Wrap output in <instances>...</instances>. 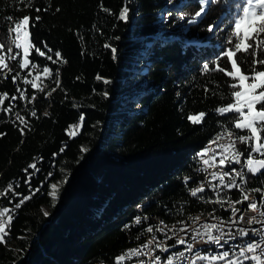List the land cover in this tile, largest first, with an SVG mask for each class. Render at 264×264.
Masks as SVG:
<instances>
[{
  "label": "trees",
  "instance_id": "1",
  "mask_svg": "<svg viewBox=\"0 0 264 264\" xmlns=\"http://www.w3.org/2000/svg\"><path fill=\"white\" fill-rule=\"evenodd\" d=\"M167 2L0 0V42L9 43L13 22L5 17L18 21L28 15L35 44L45 52L30 50L37 67L30 63L20 70L23 54L14 49L17 61L6 60L13 71H0V94L8 95L0 108L12 106L0 111V206L13 209L32 196L15 209L6 243L0 244V264H15L28 250L26 264H116L138 239L132 222L139 216L174 222L215 208L191 198L187 189L194 182L183 179L195 176L196 154L217 132L245 134L231 127L232 114L216 112L229 102L233 81L222 72H203L214 62L231 70L222 54L233 48L228 41L235 40L240 0L207 4L184 33L177 31ZM182 6L181 14L192 18L200 9L199 0ZM125 7L127 21L119 19ZM259 55L264 58V52ZM243 68L250 72L251 57ZM37 75L36 89L24 83ZM128 75L141 92L132 100L136 109L118 111ZM201 112V124L187 119ZM250 186L264 188V176H250Z\"/></svg>",
  "mask_w": 264,
  "mask_h": 264
},
{
  "label": "snow or ice",
  "instance_id": "2",
  "mask_svg": "<svg viewBox=\"0 0 264 264\" xmlns=\"http://www.w3.org/2000/svg\"><path fill=\"white\" fill-rule=\"evenodd\" d=\"M215 0H199L200 9L197 11L193 18L188 21L189 24H194L197 22V19L202 16L205 12V6L207 4L213 3ZM237 12L233 20L232 27V36L235 38L233 41L230 39L229 44H233V48L227 49L223 52V56L227 57L228 62L231 65V70H227L224 67H221L219 63L214 62L215 67L210 68L208 64L203 66V72H222L225 76L230 77L231 83L228 87L232 89L230 97H228L229 102L216 109V112L221 116H227L232 114L230 119L232 120L231 127L245 134H235L229 129H225V133L228 137V142L219 145L222 149L223 154L219 160V164L224 166L226 161L229 164H242L243 168L247 169V173H250L252 176H264V67L258 68L257 66H264V58H260L259 53L264 52V0H240L236 4ZM40 11V9H36ZM184 17L181 16V19ZM39 20V17H36ZM119 19L127 21L128 19V9L125 7L122 9ZM5 20L12 21V25L8 27L6 38L9 41L8 44L0 42V71L7 70L8 73L13 71L14 66L6 63V60L17 61V56L19 52H14V49L22 50L23 56L20 60L17 61L18 67L20 70H24L31 66L36 68L37 65L34 61L30 62V50L38 54L39 56H45V52L41 51L39 47L35 44L34 35L30 32V17L25 15L22 19L18 21L14 20L13 17L7 16ZM34 26V25H33ZM212 26L209 25L208 31L211 32ZM252 41V43H249ZM108 47V45H105ZM251 49V51H250ZM51 52V49H48ZM113 49V53H115ZM246 54L240 55L238 54ZM57 60H61V53L55 52ZM251 57V70L250 72L243 68L244 63L247 61V58ZM47 59L51 60L52 56H47ZM56 61H53L55 63ZM43 74L49 75L50 70L48 67L43 68ZM18 75V74H17ZM31 75V73H29ZM40 79V76L37 75L33 77L32 81L24 80L25 84L31 83V87L36 89L38 87L36 81ZM100 79V77H97ZM13 83L16 81V76L12 77ZM108 83V81H105ZM43 89H41L42 91ZM55 89H53L54 91ZM19 91V89H17ZM207 91V89H205ZM8 98L7 93L0 94V106L4 105V101ZM24 92H20L19 99H24ZM12 100H16V96L11 97ZM35 99V97H33ZM259 106V107H257ZM12 106L9 105L7 108H0V111L5 113L10 112ZM21 123H24L22 116H19ZM33 116L36 115L35 112L32 113ZM205 114L203 112L198 115H189L187 119L194 125L201 124ZM83 120V117H81ZM0 135H3L0 133ZM75 135V132L72 133ZM222 136H217L211 143L215 144L217 141L222 139ZM237 143L246 145V149L237 148ZM84 149H82L83 151ZM208 149H205L202 153H199L201 157L207 154ZM246 153V158L241 160V157ZM256 154V155H253ZM261 157V158H257ZM213 160L215 157L212 158ZM205 165L209 164V160L205 159L203 161ZM30 168L39 171L35 164H30ZM225 176L230 178V183L225 182ZM219 177L220 184L224 188L231 190L236 188L240 190L242 199L235 200L231 203V214L236 216L240 209L235 207V204H242L244 201H248L247 210L258 213L260 219H257L256 216L246 217L241 215L239 220L247 221L248 225H253L256 223H264V194L261 195V200L259 205L250 198V196L240 188V184L246 183L245 175L242 172L232 170L229 172L222 173H212V178L217 179ZM239 178L240 184L236 183V179ZM12 186L9 185V191H11ZM39 191V189H36ZM204 188L197 187L191 189V195L196 197L198 193H202ZM253 192H262V189L256 188L251 189ZM3 193H0L2 195ZM35 192L32 193L34 195ZM13 195H19L18 193H13ZM50 195L55 198L56 195V186H52V192ZM32 196H24L19 203L15 204L13 209L8 207L0 206V244L6 243V237L8 236V230L11 227V221L15 214V209H19L25 201L31 199ZM11 201L9 200V203ZM207 202V201H206ZM221 204L223 207V201H215ZM211 215V213L209 214ZM195 219L199 220V217ZM219 219V218H217ZM231 219V217H230ZM139 222V221H137ZM237 221H233L236 223ZM204 232L202 235L207 236L205 243L220 245L221 241L224 240V233L218 226V224H208L205 223L202 225ZM160 229H157L159 231ZM183 230V229H181ZM147 232L151 233L153 229L149 227L146 229ZM213 231L220 232V235H214ZM231 239H235V236H232L231 233L228 234ZM238 235L243 237H250L249 241L238 246V253L233 251H223L218 255H201L199 251L196 252L195 258L191 261V264H196L197 260L208 261V264H215L217 261H223L225 264H245V261H250L251 264H264V228L259 230H251V235L249 229L241 228L238 232ZM251 237H258V239H252ZM155 237L152 240H149L146 244L142 245L139 248L131 249L129 252H126L116 258V264H123L125 259H131L133 256L143 255L142 248H148L154 241ZM171 239V237H169ZM228 241H224L227 243ZM177 244H184L185 241L182 237L177 239ZM193 245L188 244L187 250L192 251ZM160 250L163 252L168 251L166 247L162 244L160 245ZM183 253H179V256H183ZM160 257L156 256L154 264H159ZM140 264H144L143 261H140ZM167 264H173V258L169 256L167 258Z\"/></svg>",
  "mask_w": 264,
  "mask_h": 264
},
{
  "label": "built area",
  "instance_id": "3",
  "mask_svg": "<svg viewBox=\"0 0 264 264\" xmlns=\"http://www.w3.org/2000/svg\"><path fill=\"white\" fill-rule=\"evenodd\" d=\"M235 134H238L237 132L233 131ZM239 135V134H238ZM223 138L220 139V143H211L207 141L205 143V146H203L200 149L199 153H202L205 149H208L207 154L201 157L200 155H196L195 157V163L196 167L195 170L201 174V175H208V184L207 185H198V179H187L184 178V182H187V180H192L194 184L190 185L187 189L188 195L195 199L196 201H203L207 198H218V196H225V203H223V206L227 204V201L231 200V194H241L240 190L236 188H232L231 190L224 188L223 185L220 184L219 177L217 179L212 178V173H222V172H229L231 173L233 169L236 171L242 172L245 175V179L247 182H250V176H252L250 173H247V169L242 167V164H232V165H224L221 166L219 164V160L221 158V155L223 154L222 149L219 147V145L227 143V135L224 134L222 136ZM237 148L239 149H246L247 146H243L239 143H237ZM254 155V154H253ZM215 157L213 160L212 158ZM246 158V153L244 156L241 157V160L243 162V159ZM261 158V157H259ZM207 159L209 160V164L205 165L203 161ZM225 182L230 183V178L228 176H225ZM236 183L240 184L239 178H235ZM203 187L204 191L202 193H198L196 197H193L191 195V189L197 188V187ZM240 188L244 190V184H240ZM245 191V190H244ZM259 198V203L261 200V195L257 194ZM243 204H248V201H244ZM264 210V209H262ZM219 213H222V207L220 204L219 207ZM247 213H250L253 216H256L257 213L251 212L247 210ZM143 218H149V225H135V219L132 222V226L139 229H148L151 227L155 231V224L157 223V220H151L150 217L147 216H139ZM233 221H237L236 223H233ZM232 222H228L225 224H222L220 229L224 233V240L221 241V244L215 245V244H209L205 243L207 240V236L202 235L204 232V229L202 227L203 223L201 222H195L194 226H191L188 228V230H181L177 233H180V235H187V243L184 244H177L175 240L169 239L170 233H160L156 231V239L160 241V245L162 244L167 249H170L168 252H163L160 250V248H142L143 255L139 256H133L131 259H125L123 263L125 264H140V261H143L144 264H154V260L156 256L163 257V264H167V258L171 256L173 258V263L177 260H185V264H191V261L195 258V254L197 251L200 252V246L203 245H211V253H200L201 255H218L219 253L223 251H230L237 252L238 253V246L242 245L249 241V237H243L241 238L238 235V232L241 228L249 229L250 234L251 230H259L261 228H264V224L259 225H245L243 221L239 220V212L236 216L233 217ZM137 230V231H138ZM229 233L232 234V236H235V239H231L228 235ZM214 235H220V232L213 231ZM258 239V237H256ZM228 241L227 243H224V241ZM191 244L193 245L192 251L189 252L187 250V245ZM179 253H183L184 255L181 257L179 256ZM245 264H251L250 261H245Z\"/></svg>",
  "mask_w": 264,
  "mask_h": 264
},
{
  "label": "bare ground",
  "instance_id": "4",
  "mask_svg": "<svg viewBox=\"0 0 264 264\" xmlns=\"http://www.w3.org/2000/svg\"><path fill=\"white\" fill-rule=\"evenodd\" d=\"M225 131H219L211 139H209V142H212L218 135L223 136ZM228 139V137H227ZM216 143H220V140L217 141ZM242 145V144H241ZM205 146V145H204ZM246 146V145H243ZM200 150L198 151L197 154H199ZM196 154V155H197ZM256 155V154H254ZM259 158V157H257ZM225 165H232L229 164L227 161ZM194 179H198V185H207L208 184V175H201L195 170V176L190 177ZM188 179V178H187ZM188 181V180H187ZM259 187H252L250 186V182L244 183V190L245 192L250 196L252 200H254L258 205H259V198L257 194H264V188L262 189V192H253L251 189H256ZM242 199L241 194H231V200L227 201V204L222 207V213H219V207L220 203H217L215 201H223L225 203V196H218V198H208L206 199L207 203L212 204L215 208L210 211L202 212V213H197V214H192L189 215L187 218L181 219L179 221H174V222H163L161 220H157V223L155 224V231L153 230L151 233L147 232L146 229H139L136 233L138 235V239L130 245L128 248H126L120 255L129 252L131 249L139 248L142 245L146 244L149 240H152L153 237H155L153 243L149 245L150 248H160V241L156 239V231L157 229H160L157 232L160 233H170L171 240L177 241L180 237H182L187 243V235H180V233H177L183 230H188L189 227L194 226L195 222H201L203 224L208 223V224H218V226H221L222 224L232 222L233 221V216L231 214V203L235 200ZM235 207L240 209L239 211V217L241 215H244L246 217H252L250 213H247V205L246 204H235ZM211 213V215H209ZM196 217H199V220L195 219ZM231 217V219H230ZM257 219H260L258 216V213L256 214ZM219 218V219H217ZM152 220V219H151ZM139 221V222H137ZM145 222V223H144ZM245 225L247 224V221H243ZM259 224H264V223H256L253 225H259ZM135 225H149V220L148 218H143V217H138L135 219ZM251 235V234H250ZM252 239H256V237H251ZM250 239V237H249ZM135 240V239H134ZM200 253H211V245H203L200 246ZM125 261V260H124ZM123 261V262H124ZM159 264H163V257H160ZM173 264H185V260H177Z\"/></svg>",
  "mask_w": 264,
  "mask_h": 264
},
{
  "label": "rangeland",
  "instance_id": "5",
  "mask_svg": "<svg viewBox=\"0 0 264 264\" xmlns=\"http://www.w3.org/2000/svg\"><path fill=\"white\" fill-rule=\"evenodd\" d=\"M186 1H190V0H178L177 2L172 1V0H168V2L166 3V9H168L169 12L170 11H173V10L175 11V16L174 17H175V19H177V25L175 24V26H176L177 31L180 32V33H184V31L187 28V26L190 25L188 23V21L190 19H192V16L191 15L181 14L182 7H183L182 5ZM166 16L167 15H164V20H165V17ZM181 16H183L184 18L181 19ZM164 27H165V25H162L161 26V30H165ZM161 34H162V31L159 32V34H158L157 37L159 38L161 36ZM136 41H139V40H136ZM142 45L143 46H146V39L143 40V44ZM142 51L144 52L145 51V48ZM21 53H22V50H21ZM145 64H147V62ZM136 68L139 70V73H144L145 72V70L143 69V67H140L138 65V63L136 64ZM132 70H134V69H132ZM129 76L130 75H128V77ZM128 77L124 78L123 81H122V86L125 87L126 89L124 90V94H123L124 100L120 101V104H121L122 107L119 108V109H117L118 111H122L123 110V111L127 112L129 110L130 111H133L134 109H136V105L134 103H132V100L136 98V92H141V89H133L132 86H131V84H132V82H135L136 80L133 79V78H130L131 76L129 78ZM124 108H127V110H124ZM208 256L210 257L211 255H208ZM196 264H208V261H200V260H197L196 261ZM215 264H225V262H223V261H217V262H215Z\"/></svg>",
  "mask_w": 264,
  "mask_h": 264
},
{
  "label": "water",
  "instance_id": "6",
  "mask_svg": "<svg viewBox=\"0 0 264 264\" xmlns=\"http://www.w3.org/2000/svg\"><path fill=\"white\" fill-rule=\"evenodd\" d=\"M170 249H168L169 251ZM167 251V252H168ZM28 255H29V250L23 255L21 256L16 262L15 264H26L27 263V258H28Z\"/></svg>",
  "mask_w": 264,
  "mask_h": 264
},
{
  "label": "crops",
  "instance_id": "7",
  "mask_svg": "<svg viewBox=\"0 0 264 264\" xmlns=\"http://www.w3.org/2000/svg\"><path fill=\"white\" fill-rule=\"evenodd\" d=\"M123 264H125V263H123Z\"/></svg>",
  "mask_w": 264,
  "mask_h": 264
}]
</instances>
